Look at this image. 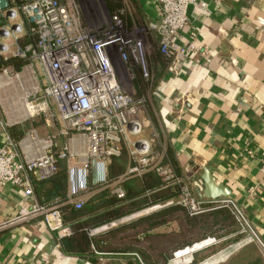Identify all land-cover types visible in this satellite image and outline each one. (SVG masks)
<instances>
[{
	"label": "crops",
	"instance_id": "1",
	"mask_svg": "<svg viewBox=\"0 0 264 264\" xmlns=\"http://www.w3.org/2000/svg\"><path fill=\"white\" fill-rule=\"evenodd\" d=\"M207 2L208 10L199 2L187 7L188 20L178 39L181 44L193 42L196 49L181 58L175 73L158 49L164 31L158 26V2L125 0L133 23L137 20L147 27L149 68V76L143 77L139 68L128 62L133 73L129 90L144 96L153 120V125L132 140L150 139L154 126L174 167L193 188L202 185L201 172L206 165L230 190L227 200L214 201L233 204L244 226L225 234L200 235L202 229L197 230L190 242L179 245L172 241V233L187 227L185 218H174L169 210H157L173 202L169 197L151 204L158 205L148 210L135 209L91 226L88 233L97 237L105 250L75 249L72 241L63 242V236L46 226L41 214L6 223L20 205L30 204L33 196L5 182L0 184V264H39L44 258L51 264H175L170 253L173 247L178 249L207 236H215L217 241L197 248L194 264H264V181L260 180L259 169L264 149V0ZM9 120L0 111V142L5 132L11 135L12 124L23 131L16 141L32 126L30 120ZM56 123L59 127V121ZM151 142L154 152H159L157 140ZM129 143L121 148L128 159L124 171L135 158ZM121 174L114 179L120 185L123 179L139 175L120 178ZM31 179L36 198L47 204H74L76 198L85 202L104 187L115 194L111 184L91 182L71 197L67 181L62 200L49 180L37 173L31 174Z\"/></svg>",
	"mask_w": 264,
	"mask_h": 264
},
{
	"label": "built area",
	"instance_id": "2",
	"mask_svg": "<svg viewBox=\"0 0 264 264\" xmlns=\"http://www.w3.org/2000/svg\"><path fill=\"white\" fill-rule=\"evenodd\" d=\"M8 1L10 7L0 10V55L16 54L27 61L14 73L11 65L0 66V78L14 77L23 86L29 80L21 73H31L36 82V88H32L34 93L40 91L48 99L47 105L50 102L54 107L46 114L45 124L49 125L52 119L59 121L57 133L65 139L58 144L54 133L39 136L31 128L15 141L9 132H5L0 142V184L10 182L33 196V201L20 205L6 223L41 214L46 226L59 237L69 234L71 228L63 221L60 204H47L36 198L31 174L37 173L40 178L50 176L55 170L57 157H62L67 160L68 196L79 195L93 182L111 184L112 191L122 197L125 194L123 187L117 180L107 178V165L112 155L121 152L122 144L129 142L134 163L120 178L153 169L165 183L176 186L178 200L189 210H198L204 200H214L197 197L185 175L175 169L154 126L150 139L139 137L132 140L147 126L153 125V120L147 113L144 96L125 89L115 59L119 60L126 79L133 76L128 62L134 63L143 77L149 76L144 51L145 25L134 23L126 27L121 14L113 13L109 14L104 25L90 29L84 24L79 0ZM156 1L161 12L158 26L164 29L158 49L165 56L170 70L178 73L181 58L196 49L193 42L181 44L178 39L188 20L187 7L199 2L208 10V2ZM24 34H34V40L19 46L17 39ZM2 38H11L12 45ZM13 90L18 93L16 86ZM27 95L24 100L32 109L24 118L33 116L37 109V102ZM153 139L160 145L159 152L153 150ZM247 153L252 155L251 149H247ZM259 169L260 180L264 181V149ZM74 205L80 207L82 199L76 198ZM216 241L215 236H207L178 248L173 251L171 260L176 264H187L192 261L197 248ZM39 264L51 262L44 258Z\"/></svg>",
	"mask_w": 264,
	"mask_h": 264
},
{
	"label": "trees",
	"instance_id": "3",
	"mask_svg": "<svg viewBox=\"0 0 264 264\" xmlns=\"http://www.w3.org/2000/svg\"><path fill=\"white\" fill-rule=\"evenodd\" d=\"M105 5L110 12L120 13L126 27H131L137 23V20L131 19L125 7V0H104ZM145 25V24H143ZM34 40V34H24L17 39L19 46L28 41ZM27 61V58L16 54L0 56V66L11 65L19 70ZM41 120L39 116L30 120V124L35 126ZM11 136L16 141L23 131L21 127L17 128L16 124L10 126ZM127 154L123 149L119 154L112 155L107 165V178L109 181L117 178L125 170L127 164ZM174 161V159H173ZM180 172L177 168H175ZM49 180L54 188L56 195L62 200L65 198L67 190V160L57 157L55 170L45 178ZM43 180V179H42ZM125 190L122 197H118L106 187L101 188L91 198L82 202L80 207H75L71 202L65 201L61 204L60 209L63 221L67 223L71 232L63 236L64 240L72 241V247L75 249L84 248L86 250L98 249L105 250L100 240L88 233V229L103 221L126 214L132 210L145 208L164 198H173V202L157 210H169L173 217L179 219L184 217L187 227L173 231L172 241L179 245L188 243L194 238L196 231L202 232L200 235L207 233L225 234L229 229H239L243 226V220L237 208L229 203L222 201L204 200L198 210H189L178 200V190L175 185L167 184L153 169H147L139 175L127 177L121 181ZM132 221V220H131ZM102 241V240H101ZM176 250L174 247L171 252Z\"/></svg>",
	"mask_w": 264,
	"mask_h": 264
},
{
	"label": "rangeland",
	"instance_id": "4",
	"mask_svg": "<svg viewBox=\"0 0 264 264\" xmlns=\"http://www.w3.org/2000/svg\"><path fill=\"white\" fill-rule=\"evenodd\" d=\"M81 5H82V18L84 21V24H86L90 29H93L95 27H99L100 25H104L107 21H108V17L110 12L108 11L104 0H79ZM4 13L5 10L3 11ZM125 24V23H124ZM137 26H139L137 23H135ZM143 25V24H141ZM146 35H144V46H145V54L147 55V42H146ZM1 40V38H0ZM2 40L7 41L8 43H10L12 45V39L11 38H2ZM116 62V66L119 70V74L122 78L124 87L126 90L130 91L129 89L131 88L128 83H130V79H126V77L124 76V73L122 72V66L119 62L118 59H115ZM21 69V68H20ZM17 70L15 68H12L11 71L14 73ZM40 75V74H39ZM41 79H43V76L41 75ZM15 79H12L11 83L12 85H5V86H0V111L2 113V115L4 116V118L9 120V117L12 120L9 121H13V123L16 122H25L28 120H31L33 118H37L39 116V119L41 118V120L38 122V124H36L35 126H30L35 129V131L38 133L39 136H46L47 134H51L54 133L55 134V139L57 140V143L60 144L61 142L64 141V137L59 135L57 133L58 129V124L56 123L55 119H52L49 125L45 124L44 118L46 116V114H48L49 110H54L53 104L49 102V106L47 105V100L46 98L41 94L40 91H38L37 93H34V91L32 90L33 84L30 83L31 85H28L29 88H24V90L28 91V95L27 97L29 99H32L34 103L37 102L36 105V111L34 112L33 116H29V118H24V117H18V114L16 116L15 113H11V109L15 108L17 109V107L19 105L18 104V97L20 96L19 92V96L17 94H15V91L13 90L14 87L16 86V83L14 81ZM27 86V87H28ZM17 87V86H16ZM26 87V86H25ZM31 87V88H30ZM132 89V88H131ZM18 90V89H17ZM45 100V103H44ZM6 103V105H5ZM47 105V107L45 106ZM147 113L148 115H151V109L149 108V106L147 105ZM176 264V263H175ZM187 264H194V260H192L191 262L187 263Z\"/></svg>",
	"mask_w": 264,
	"mask_h": 264
},
{
	"label": "water",
	"instance_id": "5",
	"mask_svg": "<svg viewBox=\"0 0 264 264\" xmlns=\"http://www.w3.org/2000/svg\"><path fill=\"white\" fill-rule=\"evenodd\" d=\"M8 0H0V10L9 8ZM1 16V12H0ZM0 27L1 20H0ZM202 185H195L193 190L197 197L207 199H224L227 200L229 194V187L223 182L217 181L211 170L204 165L201 172Z\"/></svg>",
	"mask_w": 264,
	"mask_h": 264
},
{
	"label": "bare ground",
	"instance_id": "6",
	"mask_svg": "<svg viewBox=\"0 0 264 264\" xmlns=\"http://www.w3.org/2000/svg\"><path fill=\"white\" fill-rule=\"evenodd\" d=\"M21 74H23L24 76H27L29 81L27 83H25L26 85H23V86H21L19 84V82L16 81L17 82L16 86H17L18 92L20 94V96H19V94L17 93L18 96H19L17 105H19V106L17 107V109L12 108L10 111H11V113L12 112L15 113L16 116L18 114V117H23V116L27 115L30 112V110L32 109V106L29 103H26L25 100H24V97L28 93L27 90H24L25 86H28L27 85L28 83H29V85H31L30 83H32L33 84L32 88L33 89L36 88V82L34 81L33 76H32L31 73L27 74L26 71H23ZM12 79H14V77H11V78H8V77L0 78V86L12 85V83H11ZM17 94H16V96H17ZM5 105H6V103H5Z\"/></svg>",
	"mask_w": 264,
	"mask_h": 264
},
{
	"label": "flooded vegetation",
	"instance_id": "7",
	"mask_svg": "<svg viewBox=\"0 0 264 264\" xmlns=\"http://www.w3.org/2000/svg\"><path fill=\"white\" fill-rule=\"evenodd\" d=\"M0 20H1V17H0Z\"/></svg>",
	"mask_w": 264,
	"mask_h": 264
}]
</instances>
